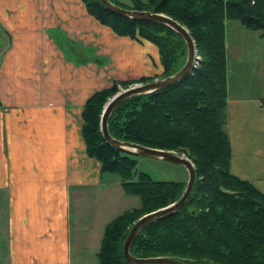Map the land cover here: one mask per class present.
<instances>
[{"label":"crops","instance_id":"obj_1","mask_svg":"<svg viewBox=\"0 0 264 264\" xmlns=\"http://www.w3.org/2000/svg\"><path fill=\"white\" fill-rule=\"evenodd\" d=\"M242 30L226 24L230 171L264 196V53L249 61ZM160 73L153 45L116 36L80 0H0V264H87L94 202L123 194L85 154L83 106Z\"/></svg>","mask_w":264,"mask_h":264},{"label":"trees","instance_id":"obj_2","mask_svg":"<svg viewBox=\"0 0 264 264\" xmlns=\"http://www.w3.org/2000/svg\"><path fill=\"white\" fill-rule=\"evenodd\" d=\"M86 13L118 37L153 45L161 73L115 81L85 102L81 136L85 154L102 174L117 175L124 193L139 199L104 228L98 264H127L122 254L126 235L141 216L168 207L184 185L155 181L136 171L137 158L108 146L100 118L118 87L147 84L175 74L186 59L182 39L169 28L109 13L98 0H80ZM124 9L162 14L184 26L192 37L197 64L175 85L131 98L108 121L110 136L121 142L173 152L194 165L190 196L175 214L146 226L130 248L135 258H171L184 264H264V196L249 181L230 171L226 132L228 89L226 24L259 32L264 39V0H129ZM114 4V3H113ZM116 5V4H115ZM118 6V5H117Z\"/></svg>","mask_w":264,"mask_h":264},{"label":"water","instance_id":"obj_3","mask_svg":"<svg viewBox=\"0 0 264 264\" xmlns=\"http://www.w3.org/2000/svg\"><path fill=\"white\" fill-rule=\"evenodd\" d=\"M98 1L109 13L113 15L134 21L156 23L169 28L182 39L186 48L185 63L180 70L169 77L154 80L153 82L147 84H137L117 93L104 105L100 118V132L104 142L108 146L121 153L134 156L136 158L157 159L181 166L185 168L188 173L187 184L177 202L168 207L156 210L149 214H145L132 224L122 247L124 260L127 262V264H184L171 258H135L131 256L130 248L135 239L146 226L151 225L166 216L175 214L184 206L195 184L196 173L194 165L183 155L179 156L173 152L150 149L137 144L121 142L113 139L108 132V121L114 110L131 98L145 96L164 90L175 85L188 76L195 68L198 60L195 44L187 29L167 16L150 12L124 9L113 4L110 0Z\"/></svg>","mask_w":264,"mask_h":264},{"label":"rangeland","instance_id":"obj_4","mask_svg":"<svg viewBox=\"0 0 264 264\" xmlns=\"http://www.w3.org/2000/svg\"><path fill=\"white\" fill-rule=\"evenodd\" d=\"M112 3L121 6V7H129L130 2L129 0H110ZM233 25H240L236 22H230ZM244 39H238L240 43L243 44L244 49L251 54V58L249 59L250 62H255V53H264V40L260 42L258 39L260 36L259 32H251L247 30H242ZM231 51L230 45L227 47V54ZM258 56V55H257ZM161 66V65H160ZM254 76L253 80L255 82L256 90L253 92L254 94L257 93V89L260 87L261 82L259 78ZM257 81H256V80ZM159 80V79H156ZM252 81L250 82V84ZM137 85V84H135ZM134 85H130L128 88L133 87ZM126 88V89H128ZM125 88L118 87V92L126 90ZM116 93V94H117ZM115 94V95H116ZM137 166L136 171L138 173H146L148 174L153 180L155 181H164V182H176L181 183L184 185V188L188 181V173L185 168L174 165L162 160L157 159H149V158H137ZM105 182L110 181V187H114L119 192H122L123 199H115L110 197H101L96 202H94V210L96 209L97 213V221H94V230H93V246L87 250V264H98L95 254L98 251L100 240L102 238L104 226L112 221L117 216L121 215L126 211H130L132 209L138 208L140 203L137 197L126 195L123 189L120 186V179L117 175L113 174H105L103 178ZM119 183V186L117 184ZM114 188H111L113 190ZM109 196V195H108ZM110 198V199H109Z\"/></svg>","mask_w":264,"mask_h":264}]
</instances>
